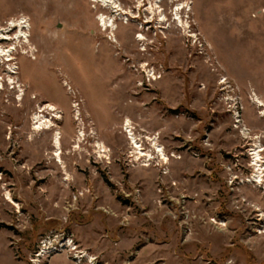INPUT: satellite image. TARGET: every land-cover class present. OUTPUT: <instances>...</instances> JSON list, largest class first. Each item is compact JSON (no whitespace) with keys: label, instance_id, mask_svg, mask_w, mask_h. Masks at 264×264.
Instances as JSON below:
<instances>
[{"label":"rangeland","instance_id":"374dc122","mask_svg":"<svg viewBox=\"0 0 264 264\" xmlns=\"http://www.w3.org/2000/svg\"><path fill=\"white\" fill-rule=\"evenodd\" d=\"M106 2L0 0V264H264V0Z\"/></svg>","mask_w":264,"mask_h":264},{"label":"bare ground","instance_id":"6f19581e","mask_svg":"<svg viewBox=\"0 0 264 264\" xmlns=\"http://www.w3.org/2000/svg\"><path fill=\"white\" fill-rule=\"evenodd\" d=\"M104 1H108V2H106V3H108L109 5H111L112 6V4L114 5L115 4V2H114V0H104ZM117 5V4H116ZM115 7V6H114ZM112 8V7H111ZM116 8V7H115ZM114 8V9H115ZM102 17V16H101ZM14 22V21H13ZM18 23V22H17ZM16 24V23H15ZM109 24V23H108ZM113 25V24H112ZM18 26V25H17ZM20 26V25H19ZM24 28V27H23ZM23 35H25V34H23ZM25 37H26V35H25ZM9 38V37H8ZM7 38V39H8ZM7 51H9V50H7ZM4 52V51H3ZM6 52V51H5ZM1 54V53H0ZM48 108V107H47ZM39 115V114H38ZM38 118V117H37ZM36 118V119H37ZM38 120H40L39 118H38ZM37 122V121H36ZM40 122V121H39ZM48 122V121H47ZM51 122V121H50ZM129 123V122H128ZM40 125H41V123H40ZM38 126V125H37ZM45 127H46V125H45ZM49 127V126H48ZM39 128V127H38ZM127 130H128V132H129V136H130V138H131V140H132V143H133V147H135L136 149H138L139 151H141V150H143L142 149V146L141 145H143V144H141L140 142H139V140H138V138L135 136V134H134V132L132 131L133 129L132 128H130L129 126H127ZM54 133V132H53ZM54 135V134H53ZM81 135V134H80ZM79 136V135H78ZM53 140H54V146L55 147H57V150H58V152H57V154H59L60 152V149L62 148L61 147V140H60V136H59V133H57V131H56V134H55V136H54V138H53ZM153 144H155L154 142H153ZM80 145V144H79ZM156 145V146H155ZM154 146L157 148V151L159 152V154H161L164 158H166L167 156H166V154H165V152H164V150H163V148L161 147V146H157V144H155ZM77 147V146H76ZM97 147V146H96ZM101 147V151H105V148H104V146L102 145V146H100ZM99 147V148H100ZM80 148V147H79ZM63 150V149H62ZM64 151V150H63ZM100 151V150H99ZM136 151V150H135ZM105 153V152H104ZM59 155H61V154H59ZM102 155H103V153H102ZM105 155V154H104ZM60 158V157H59ZM58 162H60V161H58Z\"/></svg>","mask_w":264,"mask_h":264}]
</instances>
